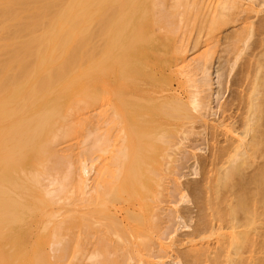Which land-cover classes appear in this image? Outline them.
<instances>
[{
  "label": "bare ground",
  "instance_id": "obj_1",
  "mask_svg": "<svg viewBox=\"0 0 264 264\" xmlns=\"http://www.w3.org/2000/svg\"><path fill=\"white\" fill-rule=\"evenodd\" d=\"M245 5L242 0H0V191L11 192L0 197V221L11 224L18 251H30L31 244L20 241L16 225L28 231L33 217L25 205L17 209L18 201L37 189L45 201L58 203L73 154H89L66 147L68 140L102 117L108 137L97 136L91 151L110 155L93 182L85 165L76 182L85 223L92 203L104 205L118 191L108 219L96 215L104 238L110 233L120 238L110 240V252L118 251L115 264H136L135 259L264 264V42L249 65L242 106L225 108L212 119L216 111L207 93L213 53L224 43L230 59L254 30L250 14L232 25ZM203 29L211 35L203 57L190 59L188 41L193 35L200 41ZM196 134L212 142L206 159L189 149ZM30 159L36 161L31 167ZM186 159H193L191 168L204 166L196 187L202 206L194 229L176 239L184 247L174 248L175 240L148 238L149 229L181 215L163 206L164 190L151 192L144 172L150 169L162 183ZM177 189L186 201V188ZM62 222L53 221L51 264L52 258H63ZM177 223L163 227V234L172 238Z\"/></svg>",
  "mask_w": 264,
  "mask_h": 264
},
{
  "label": "rangeland",
  "instance_id": "obj_2",
  "mask_svg": "<svg viewBox=\"0 0 264 264\" xmlns=\"http://www.w3.org/2000/svg\"><path fill=\"white\" fill-rule=\"evenodd\" d=\"M242 1L246 3L245 6L248 8L236 16V20L233 19L232 25L241 24L243 19H246V15L250 14L252 15L251 20L254 22V30L247 41L243 43L238 54L230 55V59H227L224 50L226 45L222 43L208 61L213 85L207 93L210 97L212 110L216 111V114L213 113L211 115L212 119L218 118L225 108L229 110L232 108L233 111H236L238 107L243 105L249 65L253 59V54L261 48L264 42V3L259 4L260 0ZM251 6H256L258 11H253ZM208 31V29L202 30L200 41L197 43L194 35L188 41L190 59L203 57V52L206 49L204 40L211 37L210 34L208 36ZM82 49H85V45L82 46ZM104 123L102 117H94L92 122H88L81 129H77L68 140L66 147L78 152L79 150L84 153L87 151L89 154L79 153V155H76L72 153L71 162L67 164V172L69 170L71 175L68 176L66 186L61 191V198L58 203L52 204L45 201L37 189L28 190L26 195L18 201V210L22 205H25L33 213L32 220L28 224V231L25 228L19 230V226L16 225L20 241L31 244L30 251H18L16 249V234L14 232L15 235H13L11 224L0 221V264H51L49 247L55 232L53 221L61 219H63V222L59 226V233L63 236L61 249L63 258H59L57 261L52 258V262L55 264H115L114 262L118 259V251L112 250L110 252V249H112L110 240L113 238L120 240V238L118 234L114 233L107 234L104 238L102 232L98 230L96 215L103 214L108 219L106 213H111L112 209L110 210L109 208L115 204L118 191L115 190L112 196L108 195L110 197H108L104 205L93 203L90 205L89 218L86 224L83 220V206L80 202L82 192L76 182L84 165L89 171L91 182H93V178L101 163L110 155V151L100 154H95L91 151L97 136L108 137V131ZM234 127L238 131H242L238 123ZM57 128V124L51 125L48 133H52ZM205 131L207 132L209 129ZM194 138L196 140L189 142L192 145V148L189 149L196 153L199 160L202 158L206 159L212 148L211 140L205 139L199 134L194 135ZM186 153L189 152L187 151ZM192 162L193 159L187 160L175 174H169L166 181L163 180L162 183L153 179L155 175L152 174L150 169L144 172L146 186L151 192L164 190L163 206L170 207L173 210L178 209V214L181 215V218H171L167 223H162L159 227L149 229L148 233L150 235H148V238L152 239L153 237L155 240H163L166 244H171L175 240L176 243L172 244L174 248L184 247L179 245L176 239L186 237V233L194 229L202 206V194L196 187L199 188V180L202 178L204 166L199 162L191 168ZM34 164H36V161L30 159L28 166L31 167ZM15 173L16 171L12 175H6L5 179L11 180ZM23 177H25V174ZM48 182H50L49 179ZM179 185L182 188H186L188 192L186 201L182 200V192L177 189ZM56 186H58L57 183L50 185L51 188ZM5 195L10 196L11 192L0 191V197ZM176 202H178V206L175 205ZM178 221L181 222L180 228L173 236L171 235L172 238L169 237L168 233L163 234V227L164 229L168 226L177 227ZM184 224L188 226L185 227L183 226ZM3 232H6V235H3ZM166 234L169 236L167 235V237ZM165 253V251L162 252V254ZM135 263L141 264L139 259H135Z\"/></svg>",
  "mask_w": 264,
  "mask_h": 264
}]
</instances>
